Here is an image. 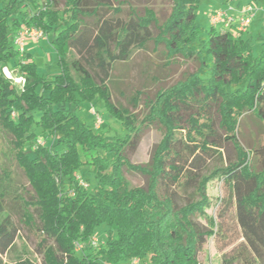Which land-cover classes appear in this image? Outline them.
I'll list each match as a JSON object with an SVG mask.
<instances>
[{
	"label": "trees",
	"instance_id": "1",
	"mask_svg": "<svg viewBox=\"0 0 264 264\" xmlns=\"http://www.w3.org/2000/svg\"><path fill=\"white\" fill-rule=\"evenodd\" d=\"M165 1L164 19L153 8L130 7L119 19L124 1L117 0H63L61 9L58 0L0 3V138L6 144L0 149V255L17 238L14 217L42 264H199L203 245L217 233L204 216L207 184L222 178L232 187L243 243L219 264H264V144L245 146L239 136L245 116L264 122V50L255 57L242 35L200 29V0ZM24 28L56 33L50 44L60 75L54 80L44 82L31 56L18 52L14 42ZM148 44L164 63L196 69L151 97L136 92L130 108L115 105L108 86L114 64ZM3 68L25 79L22 92ZM98 102L122 138L97 133L76 115L83 104L97 109ZM150 127L161 139L146 164H130L127 152ZM39 137L44 143L34 147ZM223 145L232 148L233 160L200 174L203 160L221 156ZM15 169L29 190L17 186ZM127 172L144 177L145 186L133 187ZM190 188V200L180 205L179 193ZM101 225L106 239L92 246Z\"/></svg>",
	"mask_w": 264,
	"mask_h": 264
},
{
	"label": "rangeland",
	"instance_id": "2",
	"mask_svg": "<svg viewBox=\"0 0 264 264\" xmlns=\"http://www.w3.org/2000/svg\"><path fill=\"white\" fill-rule=\"evenodd\" d=\"M58 1L59 9H61L63 0ZM122 1L124 2L121 7L122 12L118 16L119 19H125L129 7L136 9L139 13H142L144 8H153L158 11L161 19L166 17L167 2L165 0H117L116 4ZM2 2L4 0H0V3ZM248 4L254 9V17L242 38L248 41L253 55L257 57L264 50V5L262 3L250 0H234L223 5L219 0H200L195 23L200 29L207 31L211 27L209 18L212 13L231 8L236 12L242 11ZM30 10L31 12L35 11L33 8ZM111 17L112 15H106L104 18ZM216 30L222 31L219 27ZM55 34L52 32L38 43L30 39L24 41V52L31 56L37 75L44 82H50L60 75L58 56L50 44ZM195 69L196 66L191 63H164L159 55L152 53L151 44H148L145 49L133 48L129 59L114 64L110 73L108 86L112 101L115 105L130 108L129 99L136 92L151 97L158 87L173 85L182 75ZM2 71L4 76L10 80L11 71H9L10 75L7 74V76L5 75V69ZM18 75L20 74L13 77H18ZM37 92L42 93L41 87H38ZM143 95L140 96L141 102L134 112L140 110ZM45 96H47V93H45ZM96 106L99 108L92 107L91 103H85L80 109L76 110V115L95 132L104 131L110 139L122 138L123 134L119 125L105 113L100 102ZM92 112L98 114L101 119L98 127L95 125ZM239 136L245 146L248 142L253 146L264 144V122L256 120L251 115L245 116L240 123ZM160 139V133L154 127L143 129L135 150L127 152V160L132 165L146 164L149 161L153 147ZM43 143L44 138L39 137L33 146L36 147ZM1 145L6 147V144L0 138V149H2ZM221 154V156H216L213 159L203 160L199 170L200 174H209L221 168L225 161H232L234 158L233 150L228 145H223ZM15 175L17 186L29 190L26 180L18 169H15ZM125 175L133 187L145 186L146 180L141 175L134 172H127ZM86 179L92 180L91 175H87ZM89 183L92 184L91 181ZM206 194L208 204L204 208V216L213 221L215 224L214 230L217 233L206 240L202 251L198 255V261L199 264H219L223 257L231 256L236 248L243 243L242 233L236 221L231 185L226 184L222 178H214L207 184ZM191 196L192 188L179 193L178 203L184 205L190 200ZM199 222L202 226H206L207 219L201 218ZM12 223L17 229V238L14 241L13 248L7 254L0 255L2 264H12L18 259H30L35 264H42L41 256L35 251L33 240L27 236L25 230L14 217H12ZM104 231L105 226L101 225L94 232V237L99 243L104 242L106 239Z\"/></svg>",
	"mask_w": 264,
	"mask_h": 264
},
{
	"label": "built area",
	"instance_id": "3",
	"mask_svg": "<svg viewBox=\"0 0 264 264\" xmlns=\"http://www.w3.org/2000/svg\"><path fill=\"white\" fill-rule=\"evenodd\" d=\"M234 1V0H231ZM230 1V2H231ZM236 11H234V9H221L217 12H214L210 15V25L212 27H219L221 28L223 31H230L235 37H239L243 34L246 33V30L252 20V18L254 17V9L252 8L251 5H247L243 8L242 11H237L236 14H234ZM46 36L38 29L35 28H24L22 29L16 39H15V46L18 49L19 53H23L24 52V41L25 39H30L33 42H39L41 40H43ZM5 69V75L7 76V74L10 75L9 70H7L6 68H3V70ZM12 76L10 75V79L14 82V84L16 85V87L18 88L19 91H23V87L25 84V79L21 76L18 75V77H13L16 76V74H14L13 72ZM9 78V77H8ZM92 115H94V122L95 125L98 127L101 123V119L98 116V114H96L95 112H92ZM97 243L96 239L92 240L91 245L95 246ZM75 249L76 251H79L81 249V246L76 244L75 245ZM130 264H139L138 260H133Z\"/></svg>",
	"mask_w": 264,
	"mask_h": 264
}]
</instances>
